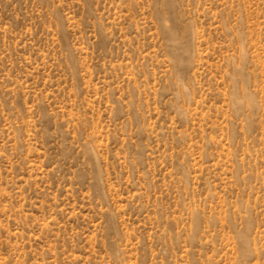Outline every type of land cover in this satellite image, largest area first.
Instances as JSON below:
<instances>
[{
  "label": "rangeland",
  "instance_id": "obj_1",
  "mask_svg": "<svg viewBox=\"0 0 264 264\" xmlns=\"http://www.w3.org/2000/svg\"><path fill=\"white\" fill-rule=\"evenodd\" d=\"M0 264H264V0H0Z\"/></svg>",
  "mask_w": 264,
  "mask_h": 264
}]
</instances>
